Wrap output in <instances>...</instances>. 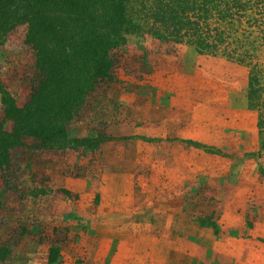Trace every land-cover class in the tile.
Listing matches in <instances>:
<instances>
[{"label":"rangeland","instance_id":"obj_1","mask_svg":"<svg viewBox=\"0 0 264 264\" xmlns=\"http://www.w3.org/2000/svg\"><path fill=\"white\" fill-rule=\"evenodd\" d=\"M251 18L264 21L263 9ZM26 33L27 23H19L0 41V88L19 108L38 79L35 50L26 42ZM109 54L108 76L66 123L67 147L46 148L36 138L23 135L0 161V264H113L122 255L124 264L129 259L144 264L143 245L159 251L168 242L124 226L113 216L133 212L129 204L137 203L143 191L154 193L151 140L142 141L138 135L151 127V121L143 120L148 114L152 118V100L146 107L139 106L135 95L139 88L160 86L163 75L178 80L186 73L194 82L216 70L239 88L247 82V67L242 64L147 34H126ZM191 54L200 58L193 61ZM257 56L264 70V47ZM166 57L175 58L177 69L168 67ZM184 66L187 70L182 73ZM201 67L207 72H200ZM1 98L0 94V121L11 131L13 123L5 116ZM243 121L246 127L257 128L256 111L239 115L238 123ZM256 155L264 156V150ZM199 223L213 226L210 220ZM258 264H264V253L258 256Z\"/></svg>","mask_w":264,"mask_h":264},{"label":"crops","instance_id":"obj_2","mask_svg":"<svg viewBox=\"0 0 264 264\" xmlns=\"http://www.w3.org/2000/svg\"><path fill=\"white\" fill-rule=\"evenodd\" d=\"M165 63L173 67L175 58L166 57ZM200 72L207 71L201 67ZM189 77L163 75L160 86L139 88L135 95L139 106L152 100V118L148 114L143 120L151 127L138 135L151 140L154 193L143 191L137 203L129 204L133 212L113 216L168 242L159 251L143 245L144 264H258L264 253V156L256 155L257 128L238 123L239 115L252 111L247 82L239 88L216 70L194 82ZM206 220L213 226L199 223ZM123 261L122 255L113 264Z\"/></svg>","mask_w":264,"mask_h":264},{"label":"trees","instance_id":"obj_3","mask_svg":"<svg viewBox=\"0 0 264 264\" xmlns=\"http://www.w3.org/2000/svg\"><path fill=\"white\" fill-rule=\"evenodd\" d=\"M260 8L264 12V0H0V41L9 29L27 23L38 75L21 108L0 88L5 116L13 123L6 131L0 121V161L23 135L46 148L69 145L66 123L108 76L109 53L126 34L186 43L200 54H221L246 66V97L257 113L258 145L264 150V70L257 60L264 21L251 18Z\"/></svg>","mask_w":264,"mask_h":264}]
</instances>
